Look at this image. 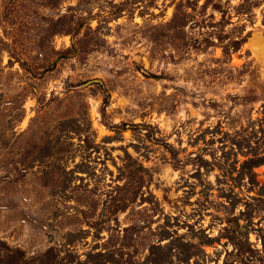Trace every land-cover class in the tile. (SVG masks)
<instances>
[{
  "label": "rangeland",
  "instance_id": "obj_1",
  "mask_svg": "<svg viewBox=\"0 0 264 264\" xmlns=\"http://www.w3.org/2000/svg\"><path fill=\"white\" fill-rule=\"evenodd\" d=\"M0 264H264V0H0Z\"/></svg>",
  "mask_w": 264,
  "mask_h": 264
},
{
  "label": "water",
  "instance_id": "obj_2",
  "mask_svg": "<svg viewBox=\"0 0 264 264\" xmlns=\"http://www.w3.org/2000/svg\"><path fill=\"white\" fill-rule=\"evenodd\" d=\"M93 82H96V81H93ZM93 82H89V83H87L86 85H89L90 83H93Z\"/></svg>",
  "mask_w": 264,
  "mask_h": 264
}]
</instances>
